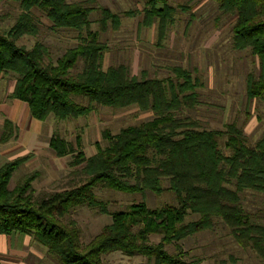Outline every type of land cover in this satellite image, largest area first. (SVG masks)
Masks as SVG:
<instances>
[{"label":"trees","instance_id":"1","mask_svg":"<svg viewBox=\"0 0 264 264\" xmlns=\"http://www.w3.org/2000/svg\"><path fill=\"white\" fill-rule=\"evenodd\" d=\"M18 4L15 22L6 32L0 26V74L14 76L9 100L26 105L31 118L45 121L78 119L97 107L122 110L136 107L151 112L153 118L142 126H128L118 133H101L104 148L86 157L75 152L57 134L48 147L57 158L72 155L69 166L77 168L84 180L71 188L52 192L35 201L32 183L37 172L25 175L9 189L13 173L29 155L18 156L0 165V235L31 237L52 254L58 264H111L103 260L109 253L142 257L144 264H201L188 259L179 243L193 235L212 231L217 225L243 249L251 250L264 264V209L249 212L244 206L247 194L264 195V134L247 144L242 129L228 124L224 129H204L198 121L177 116L198 104V79L179 66L169 68L170 77H149L146 70L131 74L128 65L103 68L108 45L91 30L89 15L100 14V33L117 31L121 15L96 0H0ZM142 19L137 29L156 24L160 46L173 25V8L165 0H141ZM218 11L232 18L234 50H250L258 60V72L245 77L247 101H264V0H209ZM32 11H39L51 28L78 33V44L68 48L55 62L48 47L36 41L31 48L17 45L23 36L37 37L38 26ZM1 20V19H0ZM82 68L70 74L77 60ZM264 115V111H263ZM18 129L3 120L0 143L17 138ZM224 139L223 153L219 142ZM107 189L125 194L170 193L175 205L149 209L145 203L108 213L95 191ZM252 206V205H251ZM78 207L99 208L111 218L98 234L81 243L73 220L63 221ZM188 214L197 216L185 222ZM151 235H159L151 243ZM172 245L173 253L165 247Z\"/></svg>","mask_w":264,"mask_h":264},{"label":"rangeland","instance_id":"2","mask_svg":"<svg viewBox=\"0 0 264 264\" xmlns=\"http://www.w3.org/2000/svg\"><path fill=\"white\" fill-rule=\"evenodd\" d=\"M165 1L176 8V12L173 14V25L158 46L156 24L149 29H137L142 19L141 0H96V6L106 7L112 13H133L131 17L121 16L117 31L108 28L104 33H100L96 23L100 14L93 11L89 15L91 30L97 32L98 40L109 47L103 55V68L126 64L133 75L146 70L149 77L161 79L171 76L169 68L172 66L191 71L200 83L196 90L199 104L193 110L183 109L177 116L192 118L204 129H224L228 124H235L242 129L247 144L253 145L264 134V101L246 100L245 77L248 73L256 74L259 65L249 49H233L230 28L234 20L221 14L217 5L209 0ZM18 12L17 3H0V26L3 31L12 27ZM32 16L39 29L38 36H23L17 40V45L29 49L36 41L42 42L48 47L49 60L55 62L65 50L78 44L76 31L52 29L39 11H32ZM82 65V60L78 59L70 74L79 72ZM13 84L14 76L0 74V133L4 119L11 120L18 129L15 140L0 143V165L18 156L29 155L28 162L13 173L8 187L11 189L25 175L37 172L38 177L32 183L35 201L52 192L74 187L84 180L77 168L69 166L71 154L57 158L50 150L48 141L52 134L64 139L75 152L81 151L89 157L95 154L98 147L107 145V140L101 136L103 131L114 135L120 129L142 126L153 118L151 112H140L136 107L122 110L97 107L92 114L78 119L60 121L49 116L42 122L30 117L24 103L9 100L8 94ZM223 143L224 139L219 142V148L227 154ZM95 193L108 213L126 210L130 205L140 203H145L149 209L175 205L174 196L170 193L125 194L107 189H98ZM244 206L251 213L264 209V195L247 194ZM196 218L188 214L185 222ZM69 220L76 222L81 243H87L110 223L111 218L108 214H102L99 208L78 207L63 219L65 222ZM159 238V235H151L149 241L156 243ZM6 239L9 247H12L13 238ZM25 239L29 241L18 249L24 254L15 257L18 262L58 264L46 248L31 237ZM179 246L187 253L188 259H200L201 264H262L251 250L239 247L222 225L188 237ZM165 249L170 253L175 251L172 245ZM103 260L111 264L145 263L142 257H127L119 253H109Z\"/></svg>","mask_w":264,"mask_h":264},{"label":"crops","instance_id":"3","mask_svg":"<svg viewBox=\"0 0 264 264\" xmlns=\"http://www.w3.org/2000/svg\"><path fill=\"white\" fill-rule=\"evenodd\" d=\"M13 88V86H12ZM9 91V94L12 91ZM8 94V95H9ZM27 109V107H26ZM28 112V110H27ZM29 114V113H28ZM11 121V120H10ZM23 156V155H21ZM18 234H13L7 237L13 238L12 242L14 241V243L12 244V247H9L8 242L6 239L7 237L5 235H0V264H23L22 262H18L17 259L15 258L16 256H24V254L21 251H18V249H21V247L23 246L22 244H26L28 243V241L25 239L26 237L29 238L28 236H25L24 238L17 236ZM10 240V239H9ZM16 245V247L13 249V247ZM4 256H6L7 258H3Z\"/></svg>","mask_w":264,"mask_h":264}]
</instances>
